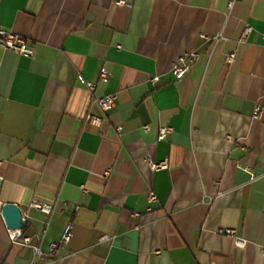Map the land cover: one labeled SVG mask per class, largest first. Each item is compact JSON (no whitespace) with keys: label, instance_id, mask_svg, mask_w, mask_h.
<instances>
[{"label":"crops","instance_id":"1","mask_svg":"<svg viewBox=\"0 0 264 264\" xmlns=\"http://www.w3.org/2000/svg\"><path fill=\"white\" fill-rule=\"evenodd\" d=\"M128 2L0 0V26L33 47H0V264H31L35 246L37 264H264V0ZM110 93L104 112L93 96ZM4 203L24 212L30 244L10 241Z\"/></svg>","mask_w":264,"mask_h":264},{"label":"built area","instance_id":"2","mask_svg":"<svg viewBox=\"0 0 264 264\" xmlns=\"http://www.w3.org/2000/svg\"><path fill=\"white\" fill-rule=\"evenodd\" d=\"M128 3H129L128 0H114L115 5H128ZM232 5H233V1H231L228 4V8L229 9L232 8ZM251 30H252V27L250 25H246L243 33L241 34V37L239 38L240 43L246 42L247 37L250 34ZM201 38H207V37L205 35H201ZM212 40H217V38L215 37ZM0 47L4 49L12 50L24 57H31L33 54V47L29 44L26 38L22 37L21 35L13 31L4 29L1 26H0ZM199 56H200V53L198 51L191 50V51H186L182 53L174 61L171 67V73L175 81L181 80L189 72V70L193 67L195 62L198 60ZM235 57H236L235 52L228 53L226 56L227 65H231L234 62ZM107 76H108V73L106 71H102L100 73V77L102 78H106ZM158 79L159 77L155 76V77H152L150 80L151 82H156L158 81ZM85 85L90 92H93L95 88L94 83L90 81H85ZM93 102L96 103L102 111L108 112L116 106L117 95L116 93H110L102 97L93 96ZM260 112L261 110L259 108L256 109L255 117H259ZM85 121L88 123H91L94 126L100 127L102 124L103 118L99 115L87 113L85 116ZM118 130H120V127H118ZM143 130L145 132L149 131L150 130L149 125H144ZM171 131H172V127L170 126L159 127L158 138L164 139L165 136ZM147 162L151 170L153 171L164 170V169H168L169 167L167 159L158 161V162L148 159ZM82 190H83V193L86 192L84 188H82ZM148 199L150 202H154L157 200V196L153 192H150L148 194ZM29 206L31 208H34L42 212L46 216H49L53 211V206L51 204L43 203L37 200L31 201ZM262 211L264 212V203L262 206ZM24 215H25L24 212H22L23 220H24ZM225 232L226 234L233 236L234 243L237 247L243 248L246 246L247 240L242 237L236 236L234 230H226ZM8 236L11 242H20L23 245H28L31 242V238L29 236H25L21 229H15V230L8 229ZM72 236H73V224L69 223L65 227L60 239L50 244L49 246L50 253H53L58 247L68 244L71 241ZM108 239H110L108 235H103L100 240L105 241ZM33 250H34V260H32L31 264H37V259L40 257L41 251L39 247L37 246L33 247ZM261 252H262V256L264 257V247H262Z\"/></svg>","mask_w":264,"mask_h":264},{"label":"water","instance_id":"3","mask_svg":"<svg viewBox=\"0 0 264 264\" xmlns=\"http://www.w3.org/2000/svg\"><path fill=\"white\" fill-rule=\"evenodd\" d=\"M0 183H1V179H0ZM1 215L8 229L23 230L26 227V222L23 220L21 208L13 203L2 204Z\"/></svg>","mask_w":264,"mask_h":264}]
</instances>
